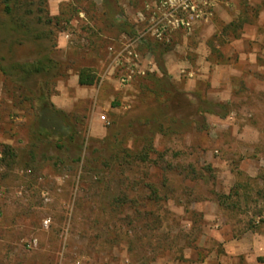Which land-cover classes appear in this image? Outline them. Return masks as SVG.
Listing matches in <instances>:
<instances>
[{"label": "rangeland", "instance_id": "rangeland-1", "mask_svg": "<svg viewBox=\"0 0 264 264\" xmlns=\"http://www.w3.org/2000/svg\"><path fill=\"white\" fill-rule=\"evenodd\" d=\"M105 2L45 0L58 24L34 11L24 35L0 0V144L19 155L0 162V264H264V0L161 39L134 18L142 4ZM126 48L139 71L124 83ZM42 56L48 73L11 69ZM83 68L92 86L75 81ZM42 96L66 133L36 132Z\"/></svg>", "mask_w": 264, "mask_h": 264}, {"label": "trees", "instance_id": "trees-1", "mask_svg": "<svg viewBox=\"0 0 264 264\" xmlns=\"http://www.w3.org/2000/svg\"><path fill=\"white\" fill-rule=\"evenodd\" d=\"M105 2V8L110 13H120L121 10L119 7L115 6V0H113V4H109L107 0H103ZM45 0H1L3 5V13L7 17V28L13 30L17 33H23L24 35L29 34L31 32L30 22L27 19L29 14L34 13V11L43 12V15L37 14V20L43 21L48 24L49 27L55 26L58 24L60 18L58 16H51L46 7L44 6ZM239 21V20H238ZM231 22L229 25H241V21ZM228 27V26H227ZM133 33V30H132ZM53 31L50 29L45 31V36H51ZM39 37V36H36ZM150 50H154L153 47H149ZM52 61L46 56H42L33 62H24V63H13L11 64V69L20 75V80L25 82L29 77L34 76L36 74L48 73L49 69H51ZM55 64V63H54ZM78 75V83L80 85H93L97 82V75L93 73L89 69H80L77 72ZM46 99L44 96L40 97V104L38 105V111L35 115V121L40 124L39 131L36 130L38 134L42 133V129L44 128H53L60 133H66L68 130L67 117L65 115L60 116V111L58 110H50L46 107ZM76 132H71L70 138H74ZM60 147V145H59ZM148 149H152V144L150 143ZM18 152L9 144H0V162L5 165L7 168H12L14 164L18 161ZM26 165L27 164L26 162ZM90 162L86 161L84 163L85 168H90ZM123 196L117 195L113 202L114 204L122 203L124 199ZM229 199V195L217 194V200L219 204L223 205Z\"/></svg>", "mask_w": 264, "mask_h": 264}, {"label": "built area", "instance_id": "built-area-1", "mask_svg": "<svg viewBox=\"0 0 264 264\" xmlns=\"http://www.w3.org/2000/svg\"><path fill=\"white\" fill-rule=\"evenodd\" d=\"M218 0H159L148 8L147 32L158 39L177 30H190L194 23L209 17ZM117 63L127 66V72L121 76V82H128L138 72V54L126 48L117 58ZM46 223V222H45Z\"/></svg>", "mask_w": 264, "mask_h": 264}, {"label": "crops", "instance_id": "crops-1", "mask_svg": "<svg viewBox=\"0 0 264 264\" xmlns=\"http://www.w3.org/2000/svg\"><path fill=\"white\" fill-rule=\"evenodd\" d=\"M121 3L123 2H128L131 1V2H134V3H137V5L139 4H142V8L141 10L140 9H137L135 14H134V18H137V17H144V14L145 16H147L148 14V8H151V6L154 5V3L156 1H159V0H120ZM241 0H218L217 4L215 5V7L213 8L211 14L209 15V17L203 21H199V22H196L193 24L192 26V30H194L195 28H200V31L201 32L202 30H205V29H208L209 27H211L212 25L215 24V22L217 21H223L224 23H227V22H230L233 18H236L237 15L240 13V9H239V3H240ZM249 4H259L260 2H262V0H246ZM226 6H229V7H226ZM143 11V9H145ZM261 16H259V19L261 17H264V9L260 12ZM256 22L258 23L256 26V29L255 31L260 35V37L262 39H264V20H259ZM253 40L251 41V45H252V49L251 51H249V56H250V60H251V63L252 64H257V51L261 48V45L256 41V40H259L258 37H255L253 36L252 38ZM242 57H245L243 56L245 53L244 51H242L241 53ZM240 59H244V58H240ZM75 81H77L78 83V75L76 74L75 76ZM79 86H83V87H86V86H92V85H80L78 83Z\"/></svg>", "mask_w": 264, "mask_h": 264}]
</instances>
